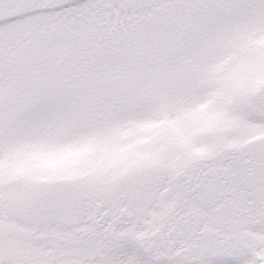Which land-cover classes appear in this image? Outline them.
<instances>
[{
    "label": "snow or ice",
    "instance_id": "snow-or-ice-1",
    "mask_svg": "<svg viewBox=\"0 0 264 264\" xmlns=\"http://www.w3.org/2000/svg\"><path fill=\"white\" fill-rule=\"evenodd\" d=\"M0 264H264V0H0Z\"/></svg>",
    "mask_w": 264,
    "mask_h": 264
}]
</instances>
